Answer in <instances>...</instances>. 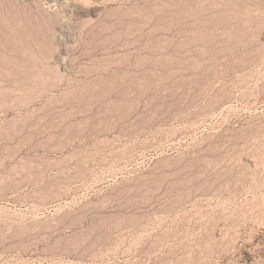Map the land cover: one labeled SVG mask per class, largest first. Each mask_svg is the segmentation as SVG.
I'll return each instance as SVG.
<instances>
[{"label": "rangeland", "instance_id": "rangeland-1", "mask_svg": "<svg viewBox=\"0 0 264 264\" xmlns=\"http://www.w3.org/2000/svg\"><path fill=\"white\" fill-rule=\"evenodd\" d=\"M17 116L0 264H264V0H0Z\"/></svg>", "mask_w": 264, "mask_h": 264}, {"label": "bare ground", "instance_id": "bare-ground-1", "mask_svg": "<svg viewBox=\"0 0 264 264\" xmlns=\"http://www.w3.org/2000/svg\"><path fill=\"white\" fill-rule=\"evenodd\" d=\"M27 116H17L5 122L4 127L11 125V130L0 132V207L33 206L30 198L36 190H43L47 186L45 175L49 173V166L39 156L15 158L13 148L17 145L28 146L32 150L38 149L32 145L35 134L26 132ZM28 190V192H25Z\"/></svg>", "mask_w": 264, "mask_h": 264}]
</instances>
